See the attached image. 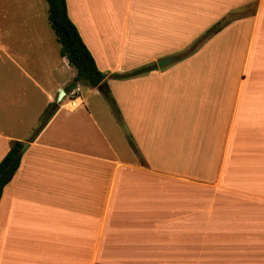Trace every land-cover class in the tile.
Masks as SVG:
<instances>
[{
  "label": "crops",
  "instance_id": "crops-1",
  "mask_svg": "<svg viewBox=\"0 0 264 264\" xmlns=\"http://www.w3.org/2000/svg\"><path fill=\"white\" fill-rule=\"evenodd\" d=\"M66 3L117 109L64 108L48 0H0V264H264V0Z\"/></svg>",
  "mask_w": 264,
  "mask_h": 264
},
{
  "label": "trees",
  "instance_id": "trees-1",
  "mask_svg": "<svg viewBox=\"0 0 264 264\" xmlns=\"http://www.w3.org/2000/svg\"><path fill=\"white\" fill-rule=\"evenodd\" d=\"M49 2V20L55 30L58 41L61 44L60 53L66 56L69 63L76 68L77 74L70 83L68 90L74 87L78 82H85L86 84L97 87L104 86L103 93L111 103L114 109H117L115 99L111 95V90L107 81V74L101 71L96 61L83 41L76 25L71 20L67 11L66 0H48ZM221 29L220 22L209 30V32H217ZM207 36L201 37L204 39ZM156 68V64H148L141 68L132 71L129 74H113V77H125L144 73ZM44 119L50 117V107L45 110ZM24 142L20 140H13L11 147L3 159L0 161V199L3 194L4 187L14 177L18 170L23 156Z\"/></svg>",
  "mask_w": 264,
  "mask_h": 264
},
{
  "label": "rangeland",
  "instance_id": "rangeland-1",
  "mask_svg": "<svg viewBox=\"0 0 264 264\" xmlns=\"http://www.w3.org/2000/svg\"><path fill=\"white\" fill-rule=\"evenodd\" d=\"M251 9L250 7L245 8L243 10H240L238 13H235L236 15H242L243 13L248 12ZM190 52V48L187 49V51L184 53V55H186L187 53ZM183 54H181L182 56ZM81 86H82V90H83V97H87L88 98V104L91 105L93 108L99 107V97L94 96L90 89H89V85L86 84L85 82L81 81L80 82ZM110 104V103H109ZM136 153V160L138 162H142V157L141 154L137 151H135ZM201 188L207 189L209 191H213L215 189H218V187H216V185H211V184H206V185H198ZM229 190H231V186L228 187ZM239 200V202H238ZM235 198V204L239 205L240 208H248L249 205H253L255 207H263L264 206V196H255V197H245V196H240L239 198ZM219 205H232V199L229 197H225L224 201H221L218 203ZM254 219H263L264 218V213L261 211H256L255 213L252 214ZM196 263V262H195ZM203 263H211V262H203ZM217 263H224V262H217Z\"/></svg>",
  "mask_w": 264,
  "mask_h": 264
},
{
  "label": "built area",
  "instance_id": "built-area-1",
  "mask_svg": "<svg viewBox=\"0 0 264 264\" xmlns=\"http://www.w3.org/2000/svg\"><path fill=\"white\" fill-rule=\"evenodd\" d=\"M83 90L80 83L72 87L63 98V107L67 110H75L84 103Z\"/></svg>",
  "mask_w": 264,
  "mask_h": 264
},
{
  "label": "water",
  "instance_id": "water-1",
  "mask_svg": "<svg viewBox=\"0 0 264 264\" xmlns=\"http://www.w3.org/2000/svg\"><path fill=\"white\" fill-rule=\"evenodd\" d=\"M177 58H178V56H171V57H168V58L161 59V60L158 61V65L160 67H163V66L167 65L168 63L176 60ZM100 87L101 86H99V88ZM64 95H65V91L61 90L60 94H59V97H58V101H61ZM25 147H26V144L23 146V150L25 149Z\"/></svg>",
  "mask_w": 264,
  "mask_h": 264
}]
</instances>
